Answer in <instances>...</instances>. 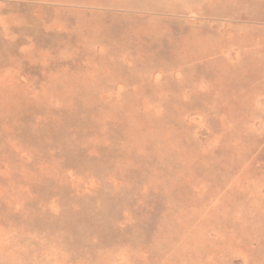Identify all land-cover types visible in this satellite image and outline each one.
Returning <instances> with one entry per match:
<instances>
[{"label": "rangeland", "instance_id": "374dc122", "mask_svg": "<svg viewBox=\"0 0 264 264\" xmlns=\"http://www.w3.org/2000/svg\"><path fill=\"white\" fill-rule=\"evenodd\" d=\"M0 264H264V0H0Z\"/></svg>", "mask_w": 264, "mask_h": 264}]
</instances>
